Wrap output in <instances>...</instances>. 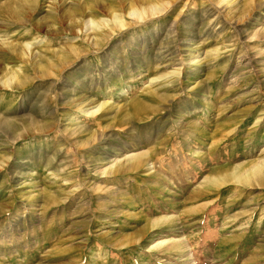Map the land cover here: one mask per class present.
Here are the masks:
<instances>
[{
	"label": "rangeland",
	"instance_id": "1",
	"mask_svg": "<svg viewBox=\"0 0 264 264\" xmlns=\"http://www.w3.org/2000/svg\"><path fill=\"white\" fill-rule=\"evenodd\" d=\"M0 264H264V0H0Z\"/></svg>",
	"mask_w": 264,
	"mask_h": 264
},
{
	"label": "bare ground",
	"instance_id": "2",
	"mask_svg": "<svg viewBox=\"0 0 264 264\" xmlns=\"http://www.w3.org/2000/svg\"><path fill=\"white\" fill-rule=\"evenodd\" d=\"M153 6H151L150 8H149V12H150V14H155V13H158L159 11H155V10H157L156 8H154ZM158 9H159V7H158ZM130 15H132V16H135V17H137V18H139V17H141L142 16V14L140 13V12H138L136 9H132V11L130 12ZM248 25V24H247ZM243 29V28H242Z\"/></svg>",
	"mask_w": 264,
	"mask_h": 264
}]
</instances>
